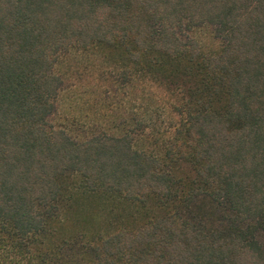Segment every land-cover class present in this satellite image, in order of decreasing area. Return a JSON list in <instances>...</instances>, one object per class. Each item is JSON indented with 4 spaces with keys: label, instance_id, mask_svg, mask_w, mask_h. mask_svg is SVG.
I'll return each instance as SVG.
<instances>
[{
    "label": "trees",
    "instance_id": "trees-1",
    "mask_svg": "<svg viewBox=\"0 0 264 264\" xmlns=\"http://www.w3.org/2000/svg\"><path fill=\"white\" fill-rule=\"evenodd\" d=\"M0 264H264V0H0Z\"/></svg>",
    "mask_w": 264,
    "mask_h": 264
},
{
    "label": "rangeland",
    "instance_id": "rangeland-1",
    "mask_svg": "<svg viewBox=\"0 0 264 264\" xmlns=\"http://www.w3.org/2000/svg\"><path fill=\"white\" fill-rule=\"evenodd\" d=\"M209 30L210 28L199 31L196 35H199L201 38L208 39ZM91 61V58L77 53L68 54L62 57L61 63L58 67L59 71L63 73L67 79L66 82L68 83V86L59 96V108L54 118L56 123L64 121L66 117H73L74 115L81 116L79 118L84 119V113H89L88 115L91 116L92 119L96 117V115L91 113L92 109L90 108V103L92 101H90V96L96 88L95 83L97 80L89 78L91 76H84L83 79L81 78L85 73V69L88 72L92 71V65H95L96 63Z\"/></svg>",
    "mask_w": 264,
    "mask_h": 264
}]
</instances>
